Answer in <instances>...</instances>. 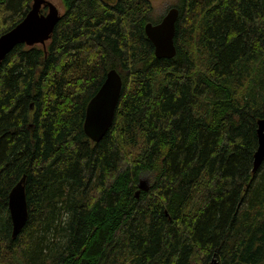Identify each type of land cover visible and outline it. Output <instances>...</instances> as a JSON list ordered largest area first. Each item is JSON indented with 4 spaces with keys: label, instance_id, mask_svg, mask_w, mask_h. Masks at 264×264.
I'll use <instances>...</instances> for the list:
<instances>
[{
    "label": "trees",
    "instance_id": "obj_1",
    "mask_svg": "<svg viewBox=\"0 0 264 264\" xmlns=\"http://www.w3.org/2000/svg\"><path fill=\"white\" fill-rule=\"evenodd\" d=\"M61 1L46 48L0 66V264H264V0H179L173 58L146 35L151 0ZM32 2L0 0V36ZM112 68L123 91L94 142L86 109Z\"/></svg>",
    "mask_w": 264,
    "mask_h": 264
},
{
    "label": "water",
    "instance_id": "obj_2",
    "mask_svg": "<svg viewBox=\"0 0 264 264\" xmlns=\"http://www.w3.org/2000/svg\"><path fill=\"white\" fill-rule=\"evenodd\" d=\"M44 8L46 10L44 11ZM58 5L51 0H33L28 13L13 28L0 36V66L7 55L18 44L46 48L58 22L62 18ZM180 10L170 7L162 18L149 21L145 26L147 37L154 45L157 58H173L177 53L176 29ZM123 77L117 68L110 69L98 91L90 99L84 121V131L94 142H99L112 127L123 91ZM258 147L254 153L253 171L256 172L264 162V118L258 120ZM27 176L24 175L9 194L8 209L12 222V236L16 238L29 218L26 192ZM140 189H148V182H141ZM208 264H221L213 256Z\"/></svg>",
    "mask_w": 264,
    "mask_h": 264
},
{
    "label": "rangeland",
    "instance_id": "obj_3",
    "mask_svg": "<svg viewBox=\"0 0 264 264\" xmlns=\"http://www.w3.org/2000/svg\"><path fill=\"white\" fill-rule=\"evenodd\" d=\"M51 1L56 5H58L61 12L64 13V7L62 5L61 0H51ZM151 1L154 7V11L152 13L153 21H159L170 7L175 6L179 2V0H151ZM147 181H148L147 179H142L141 182H147Z\"/></svg>",
    "mask_w": 264,
    "mask_h": 264
},
{
    "label": "bare ground",
    "instance_id": "obj_4",
    "mask_svg": "<svg viewBox=\"0 0 264 264\" xmlns=\"http://www.w3.org/2000/svg\"><path fill=\"white\" fill-rule=\"evenodd\" d=\"M27 176V175H26Z\"/></svg>",
    "mask_w": 264,
    "mask_h": 264
}]
</instances>
